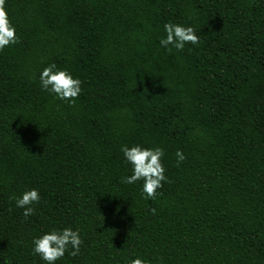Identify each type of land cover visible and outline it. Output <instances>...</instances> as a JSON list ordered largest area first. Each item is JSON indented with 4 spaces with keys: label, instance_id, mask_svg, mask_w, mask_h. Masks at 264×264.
I'll use <instances>...</instances> for the list:
<instances>
[{
    "label": "trees",
    "instance_id": "16d2710c",
    "mask_svg": "<svg viewBox=\"0 0 264 264\" xmlns=\"http://www.w3.org/2000/svg\"><path fill=\"white\" fill-rule=\"evenodd\" d=\"M19 43L0 51V264H42L33 236L79 228L57 264H264V0H6ZM199 43L164 49L163 24ZM55 61L68 105L39 87ZM164 150L142 198L120 145ZM179 149L185 159L176 164ZM37 188L25 218L12 195Z\"/></svg>",
    "mask_w": 264,
    "mask_h": 264
},
{
    "label": "clouds",
    "instance_id": "9594fccd",
    "mask_svg": "<svg viewBox=\"0 0 264 264\" xmlns=\"http://www.w3.org/2000/svg\"><path fill=\"white\" fill-rule=\"evenodd\" d=\"M162 27L164 36L158 41L161 48L171 47L181 51L186 44L195 46L199 43L197 29L190 24L165 22ZM17 43H19L17 29L8 14L6 0H0V51ZM36 78L42 91L68 105L75 104L82 91L79 77L74 76L67 68L58 67L55 61L45 63L39 69ZM120 152L124 161L131 165V174L123 177V183L135 185L138 181H142L140 189L142 198L154 199L158 194L157 190L162 187V182L167 180L162 163L164 150L159 146L122 143ZM174 155L177 165L185 159L179 149ZM10 199L14 201L15 207L22 209V215L27 218L33 215L34 205L39 203L41 196L37 188H28L19 195H12ZM83 243L79 228L53 227L33 236L31 254L37 256L42 264H57L66 252L71 257H78ZM2 264H10V262L3 261ZM126 264H150V262L137 255L128 258Z\"/></svg>",
    "mask_w": 264,
    "mask_h": 264
}]
</instances>
